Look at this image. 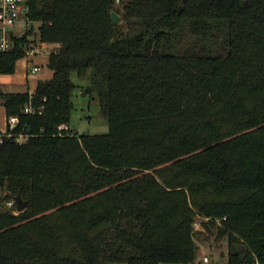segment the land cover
<instances>
[{
  "label": "trees",
  "instance_id": "trees-1",
  "mask_svg": "<svg viewBox=\"0 0 264 264\" xmlns=\"http://www.w3.org/2000/svg\"><path fill=\"white\" fill-rule=\"evenodd\" d=\"M115 4L31 0V41L60 46L52 78L0 92L18 117L0 134L27 136L0 142V264H195L197 217L227 264H264V0ZM31 41L0 51V76ZM72 72L108 133L71 128Z\"/></svg>",
  "mask_w": 264,
  "mask_h": 264
},
{
  "label": "rangeland",
  "instance_id": "rangeland-1",
  "mask_svg": "<svg viewBox=\"0 0 264 264\" xmlns=\"http://www.w3.org/2000/svg\"><path fill=\"white\" fill-rule=\"evenodd\" d=\"M122 0H116V6H120ZM121 19V16H120ZM46 43V42H44ZM59 44L47 43L46 48L48 52L45 54H38L32 59V64L40 65V70L30 74V78H23L21 73L24 69H27V61L20 59L15 74H1L0 76V92H33L40 81H47L52 78V70L48 65V55L53 52L54 48H59ZM50 49V51H49ZM55 49V50H56ZM54 50V51H55ZM72 80L75 83V88L72 96L73 107L72 114L70 117L71 128L79 134L88 132L92 135L106 134L110 131V125L107 118L101 111L96 100L84 93L83 88L87 84V80L79 76L76 72H72ZM203 219L197 217L195 228L199 231H203L200 236H197V243L200 247L199 257L203 254L209 257V264H227V246H225L224 239L218 236V231L213 228V233L204 231ZM116 264V263H108ZM120 264V263H117ZM160 264H177V263H160ZM183 264V263H181Z\"/></svg>",
  "mask_w": 264,
  "mask_h": 264
},
{
  "label": "built area",
  "instance_id": "built-area-1",
  "mask_svg": "<svg viewBox=\"0 0 264 264\" xmlns=\"http://www.w3.org/2000/svg\"><path fill=\"white\" fill-rule=\"evenodd\" d=\"M30 4L31 0H0V51L7 52L11 50L14 46L13 41L16 36L22 37L28 35V39L31 41L32 37L29 36V33L31 31L33 20L30 17ZM46 46L47 43L40 42L37 39L36 41H31L25 48V56L22 59L27 61V76H30V74L40 70V65L38 64H33L31 68L30 66L32 61H34L32 59L34 56L38 54L42 55L45 54V52H48V48H46ZM55 49L56 48L53 47V51ZM25 108V111L28 113L33 111V108H31L30 105H27ZM8 123L13 127L16 126L18 123V117H9ZM4 136H15L16 139L21 142H24L27 139V136L21 133L13 135L5 132L0 134L1 143L3 142ZM2 204L8 209H11L14 214L20 213L13 197L10 196L8 199L4 200ZM209 263V257L205 254L200 256L195 262V264Z\"/></svg>",
  "mask_w": 264,
  "mask_h": 264
},
{
  "label": "water",
  "instance_id": "water-1",
  "mask_svg": "<svg viewBox=\"0 0 264 264\" xmlns=\"http://www.w3.org/2000/svg\"><path fill=\"white\" fill-rule=\"evenodd\" d=\"M119 20H120V15L116 11H112V22L116 23ZM10 196L13 197V199L15 200V202L18 206L19 212L24 211L29 206V202L22 197L21 193L18 195L10 194Z\"/></svg>",
  "mask_w": 264,
  "mask_h": 264
},
{
  "label": "crops",
  "instance_id": "crops-1",
  "mask_svg": "<svg viewBox=\"0 0 264 264\" xmlns=\"http://www.w3.org/2000/svg\"><path fill=\"white\" fill-rule=\"evenodd\" d=\"M28 69V66H26ZM27 69H24V71L21 73V75L23 76V78L27 79L30 78L29 76H27ZM6 75H10V74H6ZM6 92V91H4ZM8 116H7V112L5 107L1 104L0 105V129L3 131H6L8 128ZM15 127V126H14Z\"/></svg>",
  "mask_w": 264,
  "mask_h": 264
}]
</instances>
